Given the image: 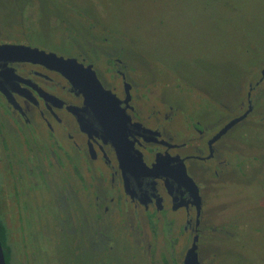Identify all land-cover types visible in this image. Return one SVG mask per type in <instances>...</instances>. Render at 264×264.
I'll return each mask as SVG.
<instances>
[{"label":"flooded vegetation","instance_id":"1","mask_svg":"<svg viewBox=\"0 0 264 264\" xmlns=\"http://www.w3.org/2000/svg\"><path fill=\"white\" fill-rule=\"evenodd\" d=\"M4 43L43 50L27 39H0V44ZM108 51L99 52L97 61L72 49L55 54L92 66L103 88L118 99L111 109L120 120L112 123L103 121L110 114H102L97 106L88 104L82 89L55 68L36 58L0 56L1 191L7 186L8 196L18 205V215L33 216L37 211L36 215L57 229H52L57 244L67 248L72 244L79 256L90 258L92 264H127L132 260L130 244H141L132 240L131 231L146 227L144 234L151 236L145 243L149 260L156 244V255L160 252L169 264H184L195 237L197 260L203 264L201 245L212 243L213 232H228L208 225L207 190L228 182L252 184L254 173L264 179V161L252 157L253 147L243 157L242 150L231 149L237 139H229L240 122H253L255 106H264V94L256 97L254 93L264 77L261 73L253 85L249 84L241 111L223 123L215 111H208V106L202 107L205 122L171 114L153 121L158 110L144 120L142 95L128 75L135 71L134 52L120 50L122 60ZM247 111L243 119L212 141L225 124ZM109 124L124 147L115 142L117 148L108 138L104 127ZM210 128L213 131L209 133ZM246 132L241 135L252 141ZM180 133L190 136L183 140L178 138ZM60 179L74 183L73 190L60 194V204L55 209L53 205L32 207L31 202L51 199L52 185L59 186ZM0 198L1 211L3 192ZM24 203L27 210L26 204L20 209Z\"/></svg>","mask_w":264,"mask_h":264},{"label":"rangeland","instance_id":"2","mask_svg":"<svg viewBox=\"0 0 264 264\" xmlns=\"http://www.w3.org/2000/svg\"><path fill=\"white\" fill-rule=\"evenodd\" d=\"M0 39H27L61 54L72 49L95 61L102 50L122 60L120 50H130L137 61L128 75L142 95L144 120L158 110L153 121L171 114L205 122L202 107L208 106L223 123L241 111L249 84L259 79L264 67V0H0ZM254 93L264 94V79ZM253 115V122H240L231 131L229 139H237L231 149L244 151L245 157L253 147L252 157L263 163L264 106H255ZM243 130L252 141L241 135ZM188 136L180 133L178 138ZM252 175V184L228 182L207 190V223L228 232H213L212 243L201 245L203 264H264V179ZM58 183L52 185L51 199L31 202L32 207L55 209L60 194L74 186L61 179ZM7 191L4 186L0 212L11 232L15 264H92L72 244H57L55 228L37 211L18 215ZM147 229L131 231L132 240L141 244H130L132 260L127 264H169L160 252L156 255V244L150 260L145 256L151 238L144 234Z\"/></svg>","mask_w":264,"mask_h":264},{"label":"water","instance_id":"3","mask_svg":"<svg viewBox=\"0 0 264 264\" xmlns=\"http://www.w3.org/2000/svg\"><path fill=\"white\" fill-rule=\"evenodd\" d=\"M0 56H4L10 59H29L36 58L38 61L45 63L47 66L55 68L61 74H63L73 85L78 86L83 92L85 101L92 105L97 106L102 114H110L103 118L105 123H112L120 120L116 115V112L111 109L114 103L118 102L117 97L111 91L104 89L99 80L96 77L95 71L91 65H83L77 59L71 57H64L52 52H46L26 45L21 44H0ZM262 78L264 77V68L262 69ZM83 77V78H82ZM260 78V79H262ZM249 111V110H248ZM247 112L235 117L225 124L219 132L213 137L212 141L218 139L226 130L233 124L243 119ZM115 113V115H114ZM108 132L106 133L108 138L115 145L124 147L123 142L118 138V134L115 133L114 126L111 124L104 127ZM116 129V128H115ZM125 137V135H124ZM116 146V145H115ZM118 146H116L118 148ZM191 180V179H190ZM197 239L194 237L193 243L188 250L184 264H199L197 260ZM0 264H6L3 249L0 242Z\"/></svg>","mask_w":264,"mask_h":264},{"label":"trees","instance_id":"4","mask_svg":"<svg viewBox=\"0 0 264 264\" xmlns=\"http://www.w3.org/2000/svg\"><path fill=\"white\" fill-rule=\"evenodd\" d=\"M0 242L3 249V254L6 264H15V256L12 251V237L11 232L0 214Z\"/></svg>","mask_w":264,"mask_h":264}]
</instances>
